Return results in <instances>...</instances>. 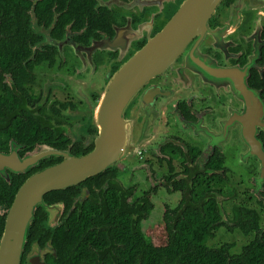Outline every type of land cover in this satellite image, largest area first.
<instances>
[{
	"label": "flooded vegetation",
	"instance_id": "1",
	"mask_svg": "<svg viewBox=\"0 0 264 264\" xmlns=\"http://www.w3.org/2000/svg\"><path fill=\"white\" fill-rule=\"evenodd\" d=\"M184 2L0 0V243L29 178L121 148L45 194L21 264H264V0L178 36Z\"/></svg>",
	"mask_w": 264,
	"mask_h": 264
},
{
	"label": "water",
	"instance_id": "2",
	"mask_svg": "<svg viewBox=\"0 0 264 264\" xmlns=\"http://www.w3.org/2000/svg\"><path fill=\"white\" fill-rule=\"evenodd\" d=\"M219 0H185L183 11L175 22L178 36L187 28L192 29L203 14ZM241 1L240 4H244ZM205 11V12H204ZM195 24V25H194ZM115 141L103 140L98 150L81 158L65 155L64 162L35 174L20 188L8 213V220L0 243V264H21L27 239L35 221L38 207H45L44 196L52 190H61L77 185L113 165L120 147L112 146ZM118 149H120L118 151ZM37 158V155H34ZM31 264H41L35 258Z\"/></svg>",
	"mask_w": 264,
	"mask_h": 264
},
{
	"label": "trees",
	"instance_id": "3",
	"mask_svg": "<svg viewBox=\"0 0 264 264\" xmlns=\"http://www.w3.org/2000/svg\"><path fill=\"white\" fill-rule=\"evenodd\" d=\"M185 264V263H184Z\"/></svg>",
	"mask_w": 264,
	"mask_h": 264
}]
</instances>
